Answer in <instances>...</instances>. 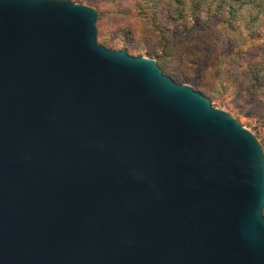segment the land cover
Returning <instances> with one entry per match:
<instances>
[{"label":"water","instance_id":"water-1","mask_svg":"<svg viewBox=\"0 0 264 264\" xmlns=\"http://www.w3.org/2000/svg\"><path fill=\"white\" fill-rule=\"evenodd\" d=\"M97 10L0 0V264H264V148Z\"/></svg>","mask_w":264,"mask_h":264},{"label":"trees","instance_id":"trees-1","mask_svg":"<svg viewBox=\"0 0 264 264\" xmlns=\"http://www.w3.org/2000/svg\"><path fill=\"white\" fill-rule=\"evenodd\" d=\"M108 1L116 7L109 10L113 16H127L131 20L120 26V33H124L126 39L121 44H114L103 37V12L97 10L98 41L109 49L127 50L134 56L164 57L174 65L177 63V69L183 71L182 76L189 78L186 66L197 67L198 71L207 69L209 60L200 57L201 51L196 48L201 34L213 31L212 34L218 36L215 30L218 27L233 29L242 26L249 31L252 45L247 51H239L246 66L237 72L235 86L254 95L264 84V0ZM157 63L165 74L180 83L172 72H167L170 68L166 61Z\"/></svg>","mask_w":264,"mask_h":264},{"label":"rangeland","instance_id":"rangeland-1","mask_svg":"<svg viewBox=\"0 0 264 264\" xmlns=\"http://www.w3.org/2000/svg\"><path fill=\"white\" fill-rule=\"evenodd\" d=\"M71 1L92 6L103 12L102 34L105 39L111 40L114 44H121L126 39V35L120 33V26L130 23L131 20L127 16H113L112 11L109 10L113 9L114 5L108 0ZM215 30L218 36L212 34L213 31L205 32L196 42V48L201 51L200 57L204 56L209 60L207 69L198 71L199 68L188 65L191 69L186 66L185 72L190 74L189 78L182 76L183 71L177 69V63L174 65L172 61L160 56H154L153 59L161 63L166 61L170 68L167 72H172L177 81L203 91L213 106L227 111L243 126L250 129L264 148V84L256 89V96L241 91L235 86L237 72L242 71L246 66L241 60L242 55L239 51H247L252 45L249 31L242 26L233 29L218 27ZM143 56L152 58L148 54ZM241 80L242 78L238 81Z\"/></svg>","mask_w":264,"mask_h":264}]
</instances>
